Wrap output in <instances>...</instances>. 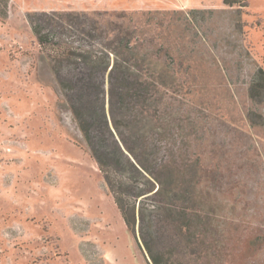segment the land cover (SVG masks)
Here are the masks:
<instances>
[{
    "label": "rangeland",
    "instance_id": "obj_1",
    "mask_svg": "<svg viewBox=\"0 0 264 264\" xmlns=\"http://www.w3.org/2000/svg\"><path fill=\"white\" fill-rule=\"evenodd\" d=\"M223 1L0 0V264H153L144 243L170 264H264V0ZM128 33L175 45L178 95L145 114L146 154L182 173L161 199L100 114Z\"/></svg>",
    "mask_w": 264,
    "mask_h": 264
},
{
    "label": "trees",
    "instance_id": "obj_2",
    "mask_svg": "<svg viewBox=\"0 0 264 264\" xmlns=\"http://www.w3.org/2000/svg\"><path fill=\"white\" fill-rule=\"evenodd\" d=\"M223 2L224 4L232 5L233 0H224ZM144 28V25L136 24L134 30L137 29L138 32L143 33ZM146 35L147 34H138L134 36V34L128 33L126 37L117 36L116 41L110 43V53L113 55V64L108 76L109 119H107L104 105L101 106L100 114L102 115L103 126L109 133H111L112 136L113 134L108 126L109 120L114 128V132L116 133L118 139L117 140L113 136L116 151L125 158L128 157L124 154L122 149H125L128 152L130 156L128 161L131 166L140 173H143L153 179L156 188L152 195L161 199L164 193L167 194L172 191V189H174V193H176L177 189L175 188L177 187V183H179L176 173H182L178 168H174V160L169 159L166 161H159L155 164L153 162H155L157 158L156 154L152 153V151L148 153V155L152 156L153 154L155 159H149L146 151L151 148L148 147L150 143L148 141V137L146 136L148 132H152V130L149 131V129L153 128L156 124L151 125L148 121V119L151 118L146 117L145 114L149 112H146L147 109L154 107L153 112L156 114L157 118H160L161 110L156 105L163 103L164 100L168 104L174 101V95H178L175 86L178 72L175 69V61L173 58L175 52L174 43L160 39L158 35H153L156 36L158 40L164 41L161 45L158 42H153L152 38L148 40L145 37ZM136 37H138V40ZM142 42H144V44H142ZM40 43L44 44L43 40L40 39ZM110 64L111 61L109 56L105 55V59H103L104 67L101 78L104 77L105 71ZM259 74L261 76V81L263 80L264 83V72L260 70ZM258 86L260 88L262 84L259 83L252 86L250 91L252 97H256V93H259ZM97 90L101 96H103L104 100L103 82L99 85ZM261 90H264V87ZM135 103L140 105L143 104L144 106L143 108L137 110L134 105ZM130 106H132V111L136 110L137 116L134 117L136 119L142 118L143 124H147V126L142 124V126L136 127L135 130L137 132L146 129V132L139 133L137 137L133 136V138L135 137V139H138L136 142L131 140L132 131L129 134V129H131V126L133 127V124L129 121V115L126 114V112H129ZM122 110H125L126 112L123 113ZM136 122L139 123L138 120ZM80 128L87 136L89 131L83 130V127L81 126ZM160 137L161 134L157 139ZM139 138H141L140 143ZM165 153L166 152H163V155ZM169 155L171 159L174 156L172 152ZM151 163L155 165H151ZM105 181L111 189V179L107 177V175L105 177ZM165 184L166 187H164ZM113 195L115 204L117 205L126 226L129 228L130 221L127 217L125 205L122 204L121 199L117 197L116 194ZM158 210L160 212L163 211V206L159 207ZM141 211L143 212V210ZM141 211L140 216L142 217ZM144 246L153 264H170L168 259L165 260L161 257V255L157 256L155 253H152V249L149 244L144 243Z\"/></svg>",
    "mask_w": 264,
    "mask_h": 264
}]
</instances>
